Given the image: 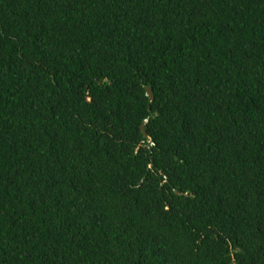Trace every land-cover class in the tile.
<instances>
[{"label": "trees", "instance_id": "1", "mask_svg": "<svg viewBox=\"0 0 264 264\" xmlns=\"http://www.w3.org/2000/svg\"><path fill=\"white\" fill-rule=\"evenodd\" d=\"M0 264H264V0H0Z\"/></svg>", "mask_w": 264, "mask_h": 264}, {"label": "water", "instance_id": "2", "mask_svg": "<svg viewBox=\"0 0 264 264\" xmlns=\"http://www.w3.org/2000/svg\"><path fill=\"white\" fill-rule=\"evenodd\" d=\"M145 91H146V93L148 94V96L150 98L151 97V91H150V88L147 85H145Z\"/></svg>", "mask_w": 264, "mask_h": 264}]
</instances>
